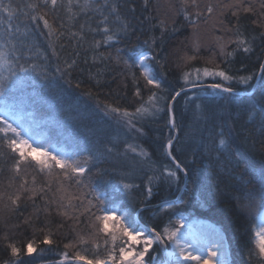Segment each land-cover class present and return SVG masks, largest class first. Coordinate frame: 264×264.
Returning <instances> with one entry per match:
<instances>
[{"label": "snow or ice", "instance_id": "6c2138e0", "mask_svg": "<svg viewBox=\"0 0 264 264\" xmlns=\"http://www.w3.org/2000/svg\"><path fill=\"white\" fill-rule=\"evenodd\" d=\"M165 4L163 17L153 25L159 27L160 37L152 36L146 40L148 51L129 61L121 56L122 49L115 47V44L128 39L130 31L134 29L122 19L121 6L117 0H21V3L16 0H0V160L7 162V170L11 174L6 184H0V222L7 227L8 220L14 214L23 217L24 210L31 203L35 211L20 223L33 226L35 220L39 219L36 214L40 210L36 204L39 198L44 214L50 216L55 213L60 218L59 227L67 225L73 233V239L64 245L60 264H229L228 251L219 234L214 229L197 227L185 215L188 201L183 195L166 199L158 206V211L166 214V220L154 227L142 222V217L132 209L121 211L119 207H108L106 193L91 188L85 182V174L90 172V165L95 161L126 158L130 153L141 159L150 158L142 145L131 143L117 134L106 142L93 140L94 150L84 156L79 140L83 136L85 142H88V136L69 121L54 119L50 115L46 118L41 111V105L60 106L64 98L44 94L38 90L37 85L42 80L43 89L51 93L61 80L71 84L70 77L77 66L74 57L78 53L63 58L62 64H57L54 73H50L47 55L39 48L33 51V45L25 39L34 30H40L52 48L53 55L58 58V49L64 50L67 47L63 43L67 39L70 44L74 41L77 48L87 44L94 53L93 63L97 60L102 63H122L137 85L134 95L143 100L138 86L139 79L133 70L139 67L144 87L149 88L147 100L133 110L111 104H104L101 110L116 120L124 130L125 137L131 134L134 140L145 134L142 122L146 118H155L161 113L167 115L170 131L175 132L163 145L164 156L169 164L159 169L153 166L152 174H146V198L152 197L153 188L161 180L169 187L175 186L177 192H186L190 169L187 161L178 158L183 156L184 149L176 147L181 141L173 105L182 94L187 95L185 89L188 85L193 88L202 87L199 83L202 78L219 77L228 82V86L220 82L212 83L196 95L191 103L199 114V122L208 131L209 143L204 146V151L210 160H214L218 170L230 177L234 176L244 153L237 154L232 148L231 125L225 126L233 118L231 103L241 96V91L233 85L245 86L243 91L250 93V96L259 92L258 101L246 105L242 111L247 117V123L264 133V43L256 58L255 71L247 75H230L218 66L192 67L182 73L185 87L175 90L169 96L159 94L163 86L152 74L149 64L156 61L163 69L172 56L183 61V66L187 67L190 62L197 60L201 48L206 46L200 40V28L202 24L207 26L210 23L213 33H220L214 35L212 43L225 63L238 53L255 54L257 38L264 42V0H165ZM143 6L148 10L150 0H143ZM160 8L157 2L158 14ZM246 15H250L252 25L260 29L259 37L248 34L241 20ZM177 16H182L192 30V54L181 52L179 48L157 52V40H162L170 30H178L175 27ZM148 19L151 21L153 18L149 16ZM101 48L105 50L99 51ZM216 55L213 53L206 62L216 64ZM246 70L244 67L241 69ZM96 83L100 81L97 79ZM76 87L79 88L80 84L77 83ZM86 95L93 94L88 91ZM217 97L224 101L225 124L208 128L214 119L208 104L210 98ZM100 103L97 100V105ZM89 134L95 135L91 129ZM185 135L187 137L188 133ZM61 136L65 137V142L57 147L53 141L59 143L57 138ZM38 139L47 143H38ZM247 142L251 149V139ZM3 171L0 168V173ZM97 174H100L99 170ZM122 175L127 179L131 174ZM182 176L185 178L183 182ZM37 177L41 179L38 181ZM251 183V180L244 181L241 178L236 188L240 194L236 199L245 201L239 205L242 212L252 201L264 207V173L261 175L259 189H249ZM121 184L122 189L128 192L139 188L134 183L122 181ZM5 210L6 216L3 214ZM261 215L264 217V214ZM83 225H87V231L83 230ZM3 239L7 242L8 235L5 234ZM253 240L254 248L249 249L248 259H253L255 254L259 258L257 264H264V219L256 225ZM40 243H54L51 229ZM35 244V240L28 241L24 246L7 242L6 247L13 258L9 264H24L20 259L22 254L32 256L37 251Z\"/></svg>", "mask_w": 264, "mask_h": 264}, {"label": "trees", "instance_id": "16d2710c", "mask_svg": "<svg viewBox=\"0 0 264 264\" xmlns=\"http://www.w3.org/2000/svg\"><path fill=\"white\" fill-rule=\"evenodd\" d=\"M16 2L21 3V0H16ZM24 2H30V0H24ZM117 2L121 6L122 19L129 23L134 31H130L128 39L116 43L115 47L122 49V57L132 61L148 51L146 40L152 36L160 37L159 27H153V25L157 24L158 19L162 18L163 12L166 11L165 0H150L148 10L144 9L143 0H117ZM157 2L161 5L159 14L156 9ZM133 8L135 11H131ZM149 16L153 18L151 21L148 19ZM241 20L246 26L248 34L259 37L260 29L252 25L250 15L242 17ZM169 27L171 28L172 25L170 24ZM175 27L178 29L177 31L172 32L170 30L164 34L162 40H157L159 47L156 48V51L159 52L163 49L164 52H169L179 48L181 52L188 51L189 54H192L190 42L192 30L182 16L176 17ZM219 34L218 32L213 33L211 23L207 26L201 25L200 40L206 46L201 48L197 60L190 62L187 67L183 66V61L172 56L169 57L163 69L156 61L150 62L153 75L160 80L163 86L160 95L169 96L175 90L185 87L182 73L189 71L192 67L215 68L218 66L219 69L227 71L230 75H247L255 71L257 67L256 58L259 55L260 46L264 42L257 38L255 54L238 53L234 58H228V62L225 63L224 58L218 55V50L212 43L214 35ZM96 38L99 39V35ZM25 39L30 45H33V51L39 48L47 55V66L50 73H54L57 64H62L63 58L78 53V56L74 57L77 59V66L71 74V84L61 80L58 85L54 86L51 93H47L43 89L44 82L41 80L37 88L44 94H50L53 97L60 95L64 98V103L60 106L55 104L51 107L41 105L42 114L46 118L50 115L54 119L69 121L81 129L84 135L88 136V142H85L83 136L79 140L80 150L84 156L89 155L94 150L93 140L99 139L101 142H106L108 139L116 137L117 134L121 138L128 139L131 143L142 145L150 156V158L141 159L130 153L126 158L99 160L90 165L91 170L85 174V182L91 188L106 193L108 207H119L121 211L132 209L142 217V222L155 227L166 220V214L159 212L158 206L166 199L183 195L188 201L185 205V215L208 220L220 229L227 242L230 264H257L259 258L253 254V259L249 260L248 253L250 248H254V230L259 223L257 215L264 207L256 201H252L250 206L242 212L239 205L244 204L245 201L236 199L240 195L236 188L240 185L242 178L244 181H252L248 185L249 189H259L261 175L264 173V133L251 127L242 111L246 105L258 101L259 92L255 96L241 95L238 100L233 101L230 105L233 118L228 120L227 124L223 119V99L220 97L210 98L208 110L214 114V119L207 127L210 128L219 124H225L226 127L231 125L230 143L232 148L237 154L244 153L235 175L230 177L218 170L214 160H210L204 151V146L209 143L208 131L206 126L199 122V114L195 105L191 103L195 96L202 93L210 84L220 82L228 86V82L222 81L219 77H205L199 81L202 87L193 88L188 85L185 89L187 95L182 94L173 105L181 141L176 147L184 149L183 156L178 158L187 161V166L190 169L187 191L177 192L175 186L169 187L161 180L153 188L152 197L146 198V174H152L153 166L159 169L162 165L169 164L164 156L163 145L166 139L170 135H174L175 132L170 131V126L167 123L168 116L161 113L155 118H146L142 122L145 134L134 140L131 134L125 137L124 130L117 124L116 120L106 116L101 110L104 104L133 110L147 100L149 88L144 87V80L141 78L139 67L133 70L139 79L138 86L141 88L143 100L134 95L137 85L133 83L132 76L128 74L124 65L122 63L117 64L115 61L102 63L97 60L93 63L94 53L87 44L77 48L74 41L70 44L65 39L63 43L67 47L64 50L58 49L60 51V58H58L53 55L52 48L49 47L48 41L40 30H34ZM104 50L101 48L99 51ZM213 53H217L216 64H209L206 61L212 57ZM40 62L43 63V61ZM242 67L247 70L241 71ZM97 79L100 81L99 84L96 83ZM77 83L80 84L79 88L76 87ZM233 86L240 91L245 88L242 85ZM88 91H91L93 95H86ZM97 100L101 102L99 105H97ZM90 129L95 133L94 136L89 134ZM186 133H188L187 137ZM66 135L67 133H65ZM249 138L253 145L251 149L247 142ZM57 139L59 143L56 140L53 141L57 147L65 142L64 136ZM40 143H47V141L40 140ZM69 143L71 142L69 141ZM133 163L139 165L136 166ZM0 168L4 169L0 173V184H6L11 174L7 170L8 164L5 160H0ZM98 170L100 171L99 175L97 174ZM122 173H130L131 175L126 179ZM37 179L39 181L41 178L37 177ZM181 180L183 182L185 178L182 176ZM122 181L139 185V188H133L131 192L125 191L122 189ZM181 186L183 187V183ZM36 204L40 208L36 213L39 219L35 220L33 226L28 227L20 223L24 217H28L35 211L31 203H28L23 217L14 214L8 220L7 227L3 222H0V264H9L13 259L6 247L7 242H15L17 246H24L30 240L36 241L34 246L37 251L32 256L22 254L20 259L24 261V264H60L62 253L65 251L64 245L73 239V233L67 225L63 228L59 227L60 218L55 213L50 216L44 214L43 205L39 198H37ZM3 214L7 215L6 210ZM13 225H18V227H13ZM82 227L84 231L88 230L87 225ZM41 228L43 231H40ZM49 229H51L54 243L51 245L40 243L44 236L49 234ZM5 234L9 237L7 242L3 239Z\"/></svg>", "mask_w": 264, "mask_h": 264}, {"label": "rangeland", "instance_id": "374dc122", "mask_svg": "<svg viewBox=\"0 0 264 264\" xmlns=\"http://www.w3.org/2000/svg\"><path fill=\"white\" fill-rule=\"evenodd\" d=\"M149 67H150V70L152 71V74H153V68L151 66V63L149 64ZM37 142L40 143V140L38 139ZM133 164H135L136 166L139 165L137 163H133ZM263 214H264V211H263ZM188 216L190 217V219L193 222H195L197 224V227H200V228H203V229H214L215 232L219 234V236L223 239V243H224L225 248L228 251V259H229V264H230V255H229V250H228L227 242L225 240L224 235L221 233L220 229L217 226H215L214 224H212L211 222H209L208 220L200 219L198 217H194V216H190V215H188ZM260 219L262 221V219H264V217H262V215H261V218Z\"/></svg>", "mask_w": 264, "mask_h": 264}, {"label": "water", "instance_id": "95a60500", "mask_svg": "<svg viewBox=\"0 0 264 264\" xmlns=\"http://www.w3.org/2000/svg\"><path fill=\"white\" fill-rule=\"evenodd\" d=\"M241 95L250 96V93H248V92H244V91H241Z\"/></svg>", "mask_w": 264, "mask_h": 264}]
</instances>
